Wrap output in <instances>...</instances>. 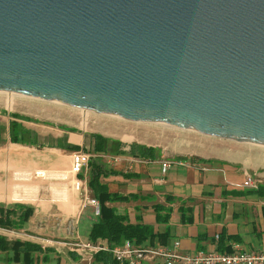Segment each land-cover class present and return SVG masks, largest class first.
Masks as SVG:
<instances>
[{
  "label": "water",
  "instance_id": "95a60500",
  "mask_svg": "<svg viewBox=\"0 0 264 264\" xmlns=\"http://www.w3.org/2000/svg\"><path fill=\"white\" fill-rule=\"evenodd\" d=\"M0 91L264 147V0H0Z\"/></svg>",
  "mask_w": 264,
  "mask_h": 264
},
{
  "label": "crops",
  "instance_id": "0c3cea01",
  "mask_svg": "<svg viewBox=\"0 0 264 264\" xmlns=\"http://www.w3.org/2000/svg\"><path fill=\"white\" fill-rule=\"evenodd\" d=\"M8 121V115L0 116V123L5 126V130ZM23 123L38 131L39 136L44 135L49 142L53 141V132L46 131L41 134L38 128ZM82 136L84 139V135ZM55 137L62 135L56 133ZM53 150L65 153L70 162L71 151L68 150L25 146L11 143L7 139L1 141L0 184L4 185L2 182L4 180L7 182L6 177L12 169L33 167L53 169ZM111 151L112 147L106 154L97 156L109 168L121 174L101 180L107 185L109 192L131 196L126 201L106 204L113 207L117 213L127 215L129 223L150 226L161 235V238L157 236L141 243H136L132 239L129 240L131 243L147 247L171 246L174 241H179L178 250L185 253L199 250L230 252L235 244L244 250H264V197L241 185L247 173L246 168L233 167L217 161L192 160L187 161V165H173L161 173L160 161L164 158L148 160L125 153L113 154ZM55 163L57 164V161ZM88 171L87 165L81 175L86 177V186ZM122 173L134 175L127 177ZM32 176L35 180L34 175ZM25 178L27 177L21 179ZM46 180L45 182L42 180L40 184L51 187L53 182ZM17 186L18 190L22 188L20 185ZM18 190L3 189L0 190V195L17 198L21 196ZM66 190L62 192L63 196L68 194ZM88 190L91 195L89 188ZM40 196L47 197L48 194L40 192ZM0 203L8 207L14 206V203L6 202L4 199H0ZM73 204L74 207L65 204V209L73 212L69 213L56 202L38 201L30 205L33 208V215L22 229L0 227V235L9 241L19 239L38 244L42 248H51L53 251L48 254L51 258L49 264H56L57 259L59 264H101L93 262L94 252L79 247L80 244L86 243L102 244L107 247L105 240H97L95 243L89 241L88 234L96 216L90 206L81 207V201L78 204L73 198ZM156 206L161 208L156 210ZM157 213L159 219L163 216H167V219L157 220ZM5 256L6 252L0 251V264L7 263ZM83 258L89 259L84 261Z\"/></svg>",
  "mask_w": 264,
  "mask_h": 264
},
{
  "label": "rangeland",
  "instance_id": "374dc122",
  "mask_svg": "<svg viewBox=\"0 0 264 264\" xmlns=\"http://www.w3.org/2000/svg\"><path fill=\"white\" fill-rule=\"evenodd\" d=\"M15 96L17 95L9 92H0V110L28 117L31 121L26 123L38 128L41 134L51 131L55 137L58 133L67 141L70 140L68 143L86 147L89 146V142L83 139L82 135H86L88 139L90 134H100L112 140L111 152L113 154L118 149L126 152L128 145L135 143L155 148L159 156L164 159H182L188 162L192 160L217 161L228 163L233 167H244L247 174L259 180L260 183L264 182V147L262 146L201 134L168 124L128 120L54 101ZM58 127L73 128L79 133L60 132ZM53 162V169L33 167L32 170L41 169L53 174V177L46 180L53 182L51 187H46L47 190L56 191L59 186L65 187L67 193L71 194L79 204L82 198L80 192L74 188L73 176L67 172L70 164L67 155L53 150ZM32 170L12 169L6 177L7 182L2 181L6 185L5 190L7 188L18 190L17 185L23 177L33 181L32 175H35V171ZM13 194L15 195L14 192ZM5 197L12 199L13 196L6 195ZM5 201L7 202L6 199ZM36 202L23 201L28 205ZM11 203L22 202L11 201ZM86 259L89 258H83L84 261Z\"/></svg>",
  "mask_w": 264,
  "mask_h": 264
},
{
  "label": "trees",
  "instance_id": "16d2710c",
  "mask_svg": "<svg viewBox=\"0 0 264 264\" xmlns=\"http://www.w3.org/2000/svg\"><path fill=\"white\" fill-rule=\"evenodd\" d=\"M0 114L8 115L10 118L7 130H5L4 125L0 124V142L7 139L11 143L25 146H34L37 148L53 147L68 151L82 150L93 155L88 161L87 187L90 189L91 195L99 202V215L96 216V220L91 225L88 234L90 242L95 243L97 240H105L107 247L112 248L122 244L125 240L133 239L136 243H141L157 236L161 238V235L150 226L131 224L129 223L127 215L117 213L113 207L106 204L116 201H126L131 196L109 192L107 185L101 180L111 175L121 174V172L109 168L97 156V154H106L110 150L112 145L111 139L103 137L100 134H90L87 139L86 135H84V139L89 142L88 147L70 144L64 137H53V141L49 142L50 140L47 137L39 136L38 131L23 123L31 121L28 117L17 113H6L4 110H0ZM58 129L79 133L78 130L73 128L58 127ZM124 153L148 160L160 157L155 148L135 143L128 145L126 152L117 150V154ZM26 169L32 170V168ZM32 171H35L34 176L37 178L33 181L28 178L20 180L19 185L22 186L18 190L20 191V197L11 199L0 195V199H4V201L6 199L7 201H24L29 203L44 200L53 201L63 207L65 212L73 213L72 210L65 209L66 203L73 207L75 206L71 194H67L65 197L63 196L62 192L66 190L65 187L59 186L56 191H49L44 185L40 184L42 180L53 177V174L41 169H33ZM122 174L127 177L134 175L133 173ZM3 189H5L4 185L0 184V190ZM40 192H46L48 196H40ZM251 192L260 197H264V182L259 183L257 188L252 189ZM155 208L158 210L161 207L156 206ZM32 215L33 208L28 204H14V206L8 207L0 203L1 228L11 230L22 229ZM159 217V213H157V220L165 221L167 219V216H163L160 219ZM0 251L6 252V264H49L51 258L48 254L53 250L51 248H42L38 244L21 241L19 239L9 241L5 236L0 235ZM92 257L93 262H100L101 264H123L117 261L108 250H97L92 254ZM56 264H59V259L56 260Z\"/></svg>",
  "mask_w": 264,
  "mask_h": 264
},
{
  "label": "built area",
  "instance_id": "2783aa9c",
  "mask_svg": "<svg viewBox=\"0 0 264 264\" xmlns=\"http://www.w3.org/2000/svg\"><path fill=\"white\" fill-rule=\"evenodd\" d=\"M90 153L82 150L71 151L70 164L67 172L73 176L75 190L80 192L81 207L90 206L95 216L99 215V202L89 194L86 186V177L80 176L86 170ZM112 160H116L111 158ZM182 159H162L160 161L161 173L166 172L173 165H187ZM259 180L245 173L242 186L248 189H256ZM79 247L95 252L97 250H108L112 256L123 264H264V250H244L237 244L233 245L230 252L196 251L185 253L179 251V241H174L171 246L157 245L140 247L129 240L122 244L108 248L102 244H80Z\"/></svg>",
  "mask_w": 264,
  "mask_h": 264
},
{
  "label": "flooded vegetation",
  "instance_id": "af4514ba",
  "mask_svg": "<svg viewBox=\"0 0 264 264\" xmlns=\"http://www.w3.org/2000/svg\"><path fill=\"white\" fill-rule=\"evenodd\" d=\"M1 115H2V114H1ZM9 119H10V118H9ZM0 124H1V123H0ZM4 127H5V126H4ZM7 128H8V127H7ZM20 204H25V203L22 202V203H20Z\"/></svg>",
  "mask_w": 264,
  "mask_h": 264
},
{
  "label": "bare ground",
  "instance_id": "6f19581e",
  "mask_svg": "<svg viewBox=\"0 0 264 264\" xmlns=\"http://www.w3.org/2000/svg\"><path fill=\"white\" fill-rule=\"evenodd\" d=\"M1 93H2V91H0ZM8 95V94H7ZM15 97H17V96H15ZM20 97V96H19Z\"/></svg>",
  "mask_w": 264,
  "mask_h": 264
}]
</instances>
